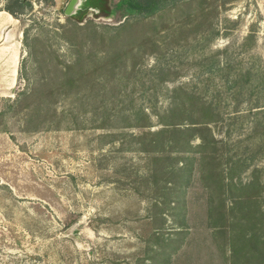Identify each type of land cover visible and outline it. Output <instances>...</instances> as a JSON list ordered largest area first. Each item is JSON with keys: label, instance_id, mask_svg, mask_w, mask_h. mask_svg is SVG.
I'll list each match as a JSON object with an SVG mask.
<instances>
[{"label": "rangeland", "instance_id": "374dc122", "mask_svg": "<svg viewBox=\"0 0 264 264\" xmlns=\"http://www.w3.org/2000/svg\"><path fill=\"white\" fill-rule=\"evenodd\" d=\"M27 1L0 16V264H264L230 247L239 198L264 214V0ZM202 102L210 132L151 135Z\"/></svg>", "mask_w": 264, "mask_h": 264}, {"label": "trees", "instance_id": "16d2710c", "mask_svg": "<svg viewBox=\"0 0 264 264\" xmlns=\"http://www.w3.org/2000/svg\"><path fill=\"white\" fill-rule=\"evenodd\" d=\"M179 1L181 0H119L117 8L123 15L135 14L138 16H144L146 14H154L158 11H163L169 7L175 6L179 3ZM27 4V0H9L3 10L16 19H20L24 14ZM113 14L114 11L111 10L104 15L110 17ZM235 82H237V80ZM258 102L254 105V108L261 107V102ZM200 113L202 120L197 125L201 127L182 129L180 125L169 126L168 124H165L166 128L163 131L159 133H152L151 135H164L170 133L171 136H180L181 134L187 136L191 133V131L195 132L199 130H207L210 132L209 126L211 123H214V120L219 116V113L207 102H202ZM194 124L196 125V123ZM168 126L170 127L169 129H167ZM173 152L174 151H171V154ZM215 163L216 165L210 172V175L214 177L212 180H214V182L218 185L219 189L223 190L226 185L223 183V176L221 175L222 173L220 168L221 165L218 163V160H216ZM255 185L256 183L252 181L247 186H244V189H253ZM251 197L253 196L239 198L236 202L241 206V209L236 214V217L233 218L232 215V219L234 220L233 222L235 223L234 226H239V224H241L243 228L238 227L240 232L231 230L232 235L230 239V247L233 256L235 257H239L240 253L243 251H251V247L264 254V214L260 210V203L258 202L259 198L258 200H254L251 199Z\"/></svg>", "mask_w": 264, "mask_h": 264}, {"label": "water", "instance_id": "95a60500", "mask_svg": "<svg viewBox=\"0 0 264 264\" xmlns=\"http://www.w3.org/2000/svg\"><path fill=\"white\" fill-rule=\"evenodd\" d=\"M91 0H70L65 9L64 15L67 18L77 19L78 21L84 20L87 15L94 14L100 18L111 19L110 17L102 14L101 8L94 7L90 4Z\"/></svg>", "mask_w": 264, "mask_h": 264}, {"label": "crops", "instance_id": "0c3cea01", "mask_svg": "<svg viewBox=\"0 0 264 264\" xmlns=\"http://www.w3.org/2000/svg\"><path fill=\"white\" fill-rule=\"evenodd\" d=\"M4 14H7V13L6 12H0V16H2ZM7 15H8V17H9L10 20L13 19V17L10 14H7Z\"/></svg>", "mask_w": 264, "mask_h": 264}, {"label": "flooded vegetation", "instance_id": "af4514ba", "mask_svg": "<svg viewBox=\"0 0 264 264\" xmlns=\"http://www.w3.org/2000/svg\"><path fill=\"white\" fill-rule=\"evenodd\" d=\"M90 4L92 5V6H94V5H96V2H95V0H91V2H90ZM98 4V3H97ZM103 7V6H102Z\"/></svg>", "mask_w": 264, "mask_h": 264}]
</instances>
